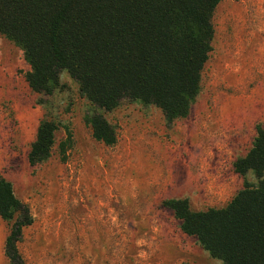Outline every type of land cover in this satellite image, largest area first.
Returning <instances> with one entry per match:
<instances>
[{
	"label": "rangeland",
	"instance_id": "rangeland-1",
	"mask_svg": "<svg viewBox=\"0 0 264 264\" xmlns=\"http://www.w3.org/2000/svg\"><path fill=\"white\" fill-rule=\"evenodd\" d=\"M210 22L211 50L187 115L167 124L155 106L124 99L101 112L112 145L91 137L92 106L64 70L50 94L31 91L21 49L0 34V176L32 218L16 243L25 264H221L161 201L220 208L243 180L255 185L232 162L264 128V0H220ZM42 119L56 124L54 143L29 165ZM10 224L0 219V264Z\"/></svg>",
	"mask_w": 264,
	"mask_h": 264
},
{
	"label": "trees",
	"instance_id": "trees-1",
	"mask_svg": "<svg viewBox=\"0 0 264 264\" xmlns=\"http://www.w3.org/2000/svg\"><path fill=\"white\" fill-rule=\"evenodd\" d=\"M219 1L0 0V34L21 49L31 91L50 94L64 70L92 106L84 117L91 137L112 145L115 132L101 112L124 99L155 106L167 124L187 115L211 50L210 19ZM55 130L50 120L38 122L29 165L48 157ZM65 133L60 154L70 138ZM232 168L241 176L251 171L256 183L243 180L225 206L194 211L185 198L161 205L182 233L221 264H264V128L256 127L251 146ZM0 219L11 221L3 242L8 264H25L16 243L32 218L2 176Z\"/></svg>",
	"mask_w": 264,
	"mask_h": 264
},
{
	"label": "crops",
	"instance_id": "crops-1",
	"mask_svg": "<svg viewBox=\"0 0 264 264\" xmlns=\"http://www.w3.org/2000/svg\"><path fill=\"white\" fill-rule=\"evenodd\" d=\"M2 253H3V246H2ZM3 256H4V254H3ZM6 264H8V261L6 262Z\"/></svg>",
	"mask_w": 264,
	"mask_h": 264
}]
</instances>
